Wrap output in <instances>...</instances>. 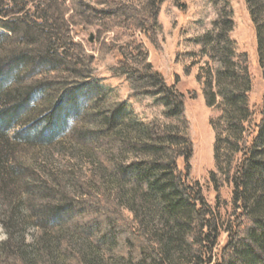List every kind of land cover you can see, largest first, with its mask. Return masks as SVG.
I'll return each instance as SVG.
<instances>
[{"label":"trees","instance_id":"1","mask_svg":"<svg viewBox=\"0 0 264 264\" xmlns=\"http://www.w3.org/2000/svg\"><path fill=\"white\" fill-rule=\"evenodd\" d=\"M163 1L146 0L138 8L124 0H0V225L8 235L0 247L1 264H61L60 253L70 264H264V101L256 119L249 70L232 67L228 45L220 48L204 40L214 52L213 68L206 77L200 71L198 79L209 108L223 96L228 126L224 138L211 120L216 168L234 187V212L223 223L191 176L194 143L185 96L154 68L135 35L139 31L154 39ZM246 2L264 64V2ZM96 20L114 34L96 49L97 57L73 36L74 29L84 30ZM223 25L232 30L234 23L227 19ZM113 52V71L126 78L134 96L156 97L175 122H141L125 104L93 113L95 123L114 132L109 150L121 158L110 176L102 169L110 180L106 193L80 200L56 170L46 163L31 165L22 150L57 143L88 96H95V105L104 103L91 66ZM240 60L246 62V54ZM50 74L56 81L48 80ZM225 143L227 170L221 166ZM132 156L131 163L123 161ZM100 171L92 177H103ZM211 175L219 188L216 173ZM36 217L41 221L32 223ZM74 218L92 224L96 238L83 235L88 233L80 221L70 234L67 225ZM34 224L39 231L27 242ZM223 229L228 240L219 248Z\"/></svg>","mask_w":264,"mask_h":264},{"label":"rangeland","instance_id":"2","mask_svg":"<svg viewBox=\"0 0 264 264\" xmlns=\"http://www.w3.org/2000/svg\"><path fill=\"white\" fill-rule=\"evenodd\" d=\"M145 1L124 0L126 4L138 8H142L146 4ZM262 8L264 15V4ZM227 19H231L234 23L232 30L223 25V20ZM135 35L145 44L149 51V60L154 68L164 75L168 83L176 84L178 91L185 96L187 130L194 143L191 176L200 182L204 196L219 220L226 223L234 212V187L232 183L226 181L225 173H220L216 168V133L211 125V120H214L222 136L225 138L228 135V126L223 120L222 111L224 99L219 94L218 104L209 108L198 74L203 71L206 77L207 72L212 71V56H214L212 45L220 48L228 45L229 53L234 54L232 67L236 71L244 70V68L249 70L252 82L249 97L253 109L257 112L256 119L260 118L259 111L264 101V64L259 61L257 33L248 4L246 0H218L217 2L213 0H165L159 8L158 32L154 39H150L139 31ZM73 36L77 42L85 46L87 54L97 57L96 49L104 41L109 42L114 34L107 32L106 28L96 20L84 30L74 29ZM91 38L93 42L90 41ZM207 38L211 40L209 43L211 46L204 43ZM243 54L247 56L246 62L240 60ZM116 67V52L107 55L104 59H97L91 66L93 78L97 80L99 86L98 89L104 94V103L95 105V96L90 98L88 96L85 107L70 119L66 132L57 140V143L45 147H24L22 150L25 160L31 165L36 164L42 167V164L46 163L56 170L59 178H62V183L66 187H74V195L80 200L89 199L91 195L106 193L110 180L104 177L102 169H105L108 172L107 176H110L113 164L121 158L119 153L112 155V151L109 150L110 137L114 132L112 130L106 132L99 123H95L93 113H98L104 108L113 109L114 106L125 104L126 111L132 113L133 118L141 122H175L165 116L166 108L157 101L156 97L148 95L137 99L126 78L114 73L113 70ZM55 76L50 74L48 80L56 81ZM214 90L219 92L215 82ZM82 98L84 100L86 97ZM227 148L228 145L225 143L221 153V166L224 170H227L228 166L227 151L229 149ZM141 157H143L142 153L139 158ZM124 158H126L123 159L125 163H131L134 156L130 159ZM235 166L236 162L233 168ZM98 169L101 170L103 177H92L93 171ZM75 171L80 174L76 175L73 173ZM232 171L234 172L233 169ZM212 172L216 173L218 184H222L219 188L212 179ZM80 182L86 184L85 190H81ZM40 221V217L32 219V223L35 224ZM79 221L83 223L81 228L88 233L81 234L86 238L95 239L96 232L90 229L92 224L79 220V218L68 222L67 228L70 234L73 233V225L76 222L78 224ZM35 227L36 225L28 229L27 242H32L36 238L39 229ZM47 229L51 231L52 228L47 227ZM7 240L6 229L0 225V247L1 243ZM227 240L228 234L223 229L218 247H223ZM101 252L105 253L106 249L103 248ZM60 255L65 260L61 264H70L65 254L60 253Z\"/></svg>","mask_w":264,"mask_h":264},{"label":"water","instance_id":"3","mask_svg":"<svg viewBox=\"0 0 264 264\" xmlns=\"http://www.w3.org/2000/svg\"><path fill=\"white\" fill-rule=\"evenodd\" d=\"M91 42H93V38H91V40H90Z\"/></svg>","mask_w":264,"mask_h":264}]
</instances>
